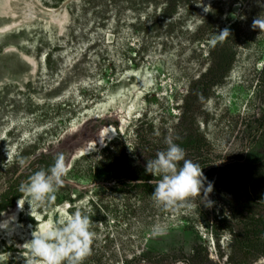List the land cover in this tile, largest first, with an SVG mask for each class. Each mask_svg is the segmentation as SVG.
Here are the masks:
<instances>
[{"label":"rangeland","instance_id":"obj_1","mask_svg":"<svg viewBox=\"0 0 264 264\" xmlns=\"http://www.w3.org/2000/svg\"><path fill=\"white\" fill-rule=\"evenodd\" d=\"M66 1L7 0L0 15V27L19 22L0 30V194L46 156L63 153L68 169L55 200L31 216L27 198L18 206L22 195L0 212L8 223L0 264H27L32 232L76 210L96 233L83 264L130 263L141 254L155 264H190L192 251L225 264L243 219H264V30L253 27L264 0H195L172 31L165 22L156 31L138 26L142 11L121 0H70L60 22L36 15ZM225 28L223 69L209 41ZM139 115L163 127L167 141L173 127L203 137L211 208L197 197L191 209L165 210L152 196L140 202L135 190L111 188L100 150L123 133L133 146L127 133ZM150 160L138 156L129 167ZM154 226L163 234L153 235ZM144 258L136 264H148ZM251 264H264V256Z\"/></svg>","mask_w":264,"mask_h":264},{"label":"trees","instance_id":"obj_2","mask_svg":"<svg viewBox=\"0 0 264 264\" xmlns=\"http://www.w3.org/2000/svg\"><path fill=\"white\" fill-rule=\"evenodd\" d=\"M84 2L88 0H83ZM129 5L130 12L142 11L143 15L137 18V25H147L152 31L158 30L161 23L165 22L169 31L174 29L182 9H192L191 5L195 0H121ZM147 21V22H146ZM136 24V23H135ZM143 24V25H144ZM230 39L226 38L223 41L212 45L211 55L213 60L217 62L215 67L223 68L226 57L229 56ZM48 54L44 56L46 59ZM133 62V61H131ZM224 69V68H223ZM213 71V70H212ZM212 71L205 73L203 79L212 76ZM201 78V79H202ZM207 86L201 84V91L205 92ZM181 114L185 112L181 109ZM140 116V115H139ZM137 117L132 121V128L128 136H133V146L128 141L129 138L123 133L117 135L110 140L100 150V154L107 155V159L101 164L105 166L107 171L108 180L110 181L111 188L118 189L121 192L133 191L137 192L139 197L138 201L141 202V197L150 196L154 190V185L149 181L156 179L151 174L145 172V165L142 167L134 166L129 167L130 163H135L134 158L138 156L148 157L155 159L156 154L164 151L167 148V140L165 129L157 127L151 121L140 119ZM174 138L171 140L173 143L178 144L185 150L186 155L192 157L194 163H198L201 167L204 166L202 156L205 154L206 141L201 135L195 132L179 131L178 127H173ZM122 158V159H121ZM54 163L52 156H46L35 163L34 171L40 168L47 169ZM183 162H180L182 166ZM33 171V172H34ZM26 179H24L25 181ZM142 181V182H139ZM20 182L10 183L6 190L0 194V212L8 208L13 201L20 197L22 194L18 191ZM245 222L242 224L240 231L235 233L232 237L231 247L226 258L225 264H251L258 258L264 256V219L257 217L255 214H250L243 219ZM188 262L190 264H217L210 259L207 255H201L192 251L188 255ZM143 254L139 255L133 261L122 262L121 264H136L137 258H144ZM93 262L92 259H87ZM148 264H155L154 260L143 259Z\"/></svg>","mask_w":264,"mask_h":264},{"label":"clouds","instance_id":"obj_3","mask_svg":"<svg viewBox=\"0 0 264 264\" xmlns=\"http://www.w3.org/2000/svg\"><path fill=\"white\" fill-rule=\"evenodd\" d=\"M253 27L264 30V17L254 19ZM229 36L230 32L225 28L218 35L214 34L209 43L215 45ZM36 99L40 102L39 98ZM65 159V155L59 153L50 167L32 172L20 183L18 191L22 196L18 200V206L27 198L30 216L35 209L55 200V193L63 186L68 171ZM180 162H183L182 166ZM18 163L20 171L23 172L27 166L25 160L21 158ZM145 172L153 177L162 174L160 179L150 180L149 183L154 185L151 194L153 200L165 210L191 209L192 201L197 197L203 199L202 204L205 207L213 206L208 197L213 192L214 182L204 176L198 163L186 159L185 150L171 140L167 141L166 150L158 152L155 159L147 161ZM64 207L67 205L61 206ZM62 216L56 223L49 220L32 232V238L27 242L30 250L27 264H83L84 258L90 254L96 236L90 230L93 221L80 210L62 213ZM7 227L6 221L0 223V229ZM161 234L163 231L159 226H154L153 235Z\"/></svg>","mask_w":264,"mask_h":264},{"label":"bare ground","instance_id":"obj_4","mask_svg":"<svg viewBox=\"0 0 264 264\" xmlns=\"http://www.w3.org/2000/svg\"><path fill=\"white\" fill-rule=\"evenodd\" d=\"M7 4V0H0V15H3V14H6V8L4 9V6ZM51 12H46V11H41L40 12V14H38V13H36V15H38V17H40V18H42V19H44V20H48V21H51V22H60V21H62V17L61 16H59L58 17V19L57 20H53V19H55V18H52V16H51V14H50ZM59 13V12H58ZM58 13H56V14H58ZM46 14H49V15H46ZM6 16V15H5ZM63 16V15H62ZM19 22H14V23H8V25H5V26H3L2 25V27H0V30H1V32L2 31H6V30H8V29H10V28H12V26L14 25V24H18ZM23 56V55H22ZM24 58H19L20 60H23V59H25L26 61H28V59L25 57V56H23Z\"/></svg>","mask_w":264,"mask_h":264},{"label":"water","instance_id":"obj_5","mask_svg":"<svg viewBox=\"0 0 264 264\" xmlns=\"http://www.w3.org/2000/svg\"><path fill=\"white\" fill-rule=\"evenodd\" d=\"M69 1H70V0L64 2V3L60 6V8H59L58 10H56V11H52V12L50 13L51 16H52V18H55V19H53V20H57L59 16L65 14V6L67 5V3H69ZM57 12H59V15H56ZM31 62H32V60H31Z\"/></svg>","mask_w":264,"mask_h":264}]
</instances>
